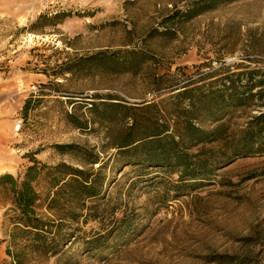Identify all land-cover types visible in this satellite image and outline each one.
Wrapping results in <instances>:
<instances>
[{
  "label": "rangeland",
  "instance_id": "rangeland-1",
  "mask_svg": "<svg viewBox=\"0 0 264 264\" xmlns=\"http://www.w3.org/2000/svg\"><path fill=\"white\" fill-rule=\"evenodd\" d=\"M254 70L264 78V0H0V176L21 180L36 160L33 185L47 197L57 171L46 170L64 164L96 175L102 192L66 207L76 220L42 209L68 239L23 264H264V153L185 182L114 164L130 116L159 117L164 85ZM115 100L150 108L99 106ZM12 208L0 186V264L12 262ZM97 238L103 248L90 252Z\"/></svg>",
  "mask_w": 264,
  "mask_h": 264
},
{
  "label": "trees",
  "instance_id": "trees-1",
  "mask_svg": "<svg viewBox=\"0 0 264 264\" xmlns=\"http://www.w3.org/2000/svg\"><path fill=\"white\" fill-rule=\"evenodd\" d=\"M233 1L238 0H220ZM126 53L135 56L134 52ZM225 70L228 71V67ZM257 74L255 70L232 72L219 82L199 85L198 81L189 78L172 80L164 85L169 96L160 101L158 118L143 116L140 122L130 116L132 123L114 146L117 169L129 167L130 172L175 170L179 172L180 181L185 182L207 178L236 157L252 152L264 153V78L254 81ZM161 80L159 77L156 79L163 83ZM159 88L162 89L157 86ZM115 101L100 102L99 106L104 108V112L122 108L126 111L124 116L130 115L131 111L150 108V104L128 107ZM91 103V109L98 107L95 102ZM252 109H257L258 113L250 116L242 127L233 123L237 115ZM57 148L62 151L64 146ZM32 162L21 180L10 174L0 176V186L7 187L13 207L9 218L12 226L8 235L10 246L7 249L11 264H23L30 254H55L58 245L65 244L68 238L54 232L60 231L58 228L62 222L55 224L46 214L53 216L51 212L63 207V217L76 220L78 215L74 216L66 207L72 203L84 207L85 201L97 200L102 194L96 175L89 176L61 164L46 170L48 175L50 171H57V175L50 178L52 194L42 197L33 185L38 180L40 169L38 171L36 160ZM92 164H100L99 168L103 166L97 159ZM42 209L46 214L40 212ZM99 240L89 241L93 246L90 252L103 248L97 245ZM240 264H245V261Z\"/></svg>",
  "mask_w": 264,
  "mask_h": 264
}]
</instances>
